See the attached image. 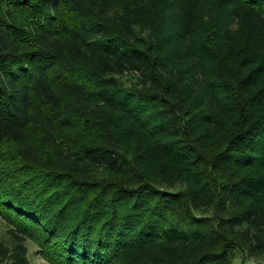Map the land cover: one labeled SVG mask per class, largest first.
Listing matches in <instances>:
<instances>
[{
    "label": "trees",
    "instance_id": "16d2710c",
    "mask_svg": "<svg viewBox=\"0 0 264 264\" xmlns=\"http://www.w3.org/2000/svg\"><path fill=\"white\" fill-rule=\"evenodd\" d=\"M213 3L200 66L158 6L110 23V0H0V185L57 237L51 264L264 255V34L231 28L264 26V0Z\"/></svg>",
    "mask_w": 264,
    "mask_h": 264
},
{
    "label": "rangeland",
    "instance_id": "374dc122",
    "mask_svg": "<svg viewBox=\"0 0 264 264\" xmlns=\"http://www.w3.org/2000/svg\"><path fill=\"white\" fill-rule=\"evenodd\" d=\"M137 0H110L113 6L104 16V22H116L121 14V7L127 5L124 12L132 17L142 8L152 10L161 9L162 17L168 32L173 36V43L179 47V51L189 58V61H198L201 65H206L205 59L201 56V51L196 47L202 43L203 28L207 24L211 14L216 10L213 0H149L143 4L136 2ZM149 6H145V4ZM134 5L129 11V5ZM135 4L138 6L135 7ZM232 14L236 16V20L231 27L236 38L234 44L239 46L247 35L264 34V26L260 25L255 17L249 12H239L234 10ZM238 11V12H237ZM253 12V11H251ZM137 17V16H136ZM255 36V35H254ZM262 36L258 37L261 38ZM256 38V37H255ZM199 56V58H196ZM159 166H154L156 171ZM164 172V171H160ZM38 184V183H36ZM15 186L6 187L0 185V264H51L50 257L53 255L54 249L58 243L57 237L45 233L44 225L38 219H33L19 206L16 212L15 203L11 197L15 194ZM40 185L29 187L30 195L37 193ZM211 211H203L196 216L198 218H212ZM32 217V219H30ZM25 220L26 222H22ZM31 222V223H30ZM48 229L46 230V232ZM264 233V232H262ZM60 241V240H59ZM129 251L123 254L116 264H158L162 255L161 246L159 245H140L132 246ZM229 252L234 264H264V255L260 252L251 253L248 248H226Z\"/></svg>",
    "mask_w": 264,
    "mask_h": 264
}]
</instances>
